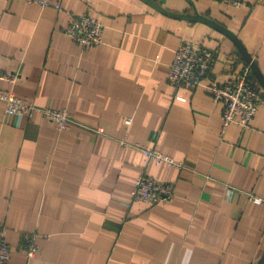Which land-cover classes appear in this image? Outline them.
Wrapping results in <instances>:
<instances>
[{"label": "crops", "instance_id": "0c3cea01", "mask_svg": "<svg viewBox=\"0 0 264 264\" xmlns=\"http://www.w3.org/2000/svg\"><path fill=\"white\" fill-rule=\"evenodd\" d=\"M57 0L59 8L0 0V89L65 108L57 132L38 112L17 118L0 102V223L7 264H264V87L248 126L221 129L203 85L168 84L182 39L214 53L206 80L247 65L264 78V1ZM74 14L102 24L81 46L63 29ZM131 123L125 125L124 118ZM101 128L102 133L96 129ZM153 147L183 168L148 163L119 139ZM141 172L174 184L168 201L131 199ZM34 234L26 260L23 240Z\"/></svg>", "mask_w": 264, "mask_h": 264}, {"label": "built area", "instance_id": "2783aa9c", "mask_svg": "<svg viewBox=\"0 0 264 264\" xmlns=\"http://www.w3.org/2000/svg\"><path fill=\"white\" fill-rule=\"evenodd\" d=\"M26 1L36 3L40 7L53 5V7L59 8L57 0ZM213 1L231 7H240L242 2L241 0ZM63 32L72 41L83 47L98 45L102 41V24L88 14L72 15ZM213 59L214 53L211 49L195 44L188 39H182L178 43L173 58L168 65L166 80L174 88L193 89L198 85H203L212 101L221 105L222 130L230 123H235L242 128L248 126L262 100L260 92L256 89L253 81L250 80L251 74L248 65L244 66L235 76L224 81L206 80ZM0 80L13 83L15 75L0 69ZM0 102L4 106L5 114L17 118L30 117L33 113L38 112L53 123L57 132L66 130L71 123L69 113L65 108L39 107L14 95L11 91L0 89ZM123 122L125 125H129L131 118L125 117ZM96 131L102 133L101 128H97ZM119 144L121 147H131L140 151L145 160L152 165L183 168L182 162L153 147L130 142L125 138H120ZM173 188L172 181L157 179L150 174L141 172L133 181L131 199L153 205L170 200L173 197ZM249 196L253 202L264 204L263 198ZM22 248L25 259L29 260L36 251L34 234H29L24 238ZM9 259L10 246L3 236L0 223V264H7Z\"/></svg>", "mask_w": 264, "mask_h": 264}, {"label": "water", "instance_id": "95a60500", "mask_svg": "<svg viewBox=\"0 0 264 264\" xmlns=\"http://www.w3.org/2000/svg\"><path fill=\"white\" fill-rule=\"evenodd\" d=\"M236 43H237V49H236L237 54L241 55V57L245 60L250 71L253 73L257 81H259L261 85L264 87V78L262 77L254 59L245 52V50L243 49V47L240 45V43L237 40H236Z\"/></svg>", "mask_w": 264, "mask_h": 264}]
</instances>
